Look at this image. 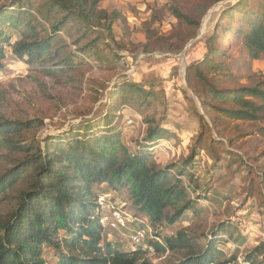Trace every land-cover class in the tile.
Listing matches in <instances>:
<instances>
[{
    "label": "rangeland",
    "instance_id": "1",
    "mask_svg": "<svg viewBox=\"0 0 264 264\" xmlns=\"http://www.w3.org/2000/svg\"><path fill=\"white\" fill-rule=\"evenodd\" d=\"M97 1L96 12L105 11L106 17L94 30L75 18L63 22L64 14L42 13V18L36 10L41 1H28V15L19 16L22 27L31 36L50 39V50L39 61L15 57L12 46L22 28L0 25L10 37L0 69V123L41 121L38 128L12 135L23 144L69 131L101 136L113 129L130 153L148 150V133L157 127L165 129L166 135L147 153L159 167H170L172 176L184 167L181 181L199 212L187 213L169 229L151 227L154 235L163 243L165 237L178 232L204 246L202 235L226 224L243 242L235 253L241 262L247 252L264 244V121H231L209 110L216 131L208 118L209 128H204L197 117L203 116L202 109L186 82V68L207 52L215 25L241 0ZM10 3L0 0V13H9ZM175 11L196 24L177 20ZM226 45L224 57L218 59L226 70L212 82L219 89L262 85L264 54L258 60L249 59L231 37L224 41ZM196 85L202 92L206 87ZM122 87L126 90L117 94ZM138 87L143 90L137 92ZM111 106H115L113 117L103 121ZM22 157L0 148V175ZM96 195L95 203L99 205L102 198L106 214L119 208L137 220L123 230L102 227L101 246L109 243L120 251L137 249L130 242L131 230L140 225L139 220L148 223L134 212L126 193L101 186ZM6 211L1 208L0 217ZM235 248L228 242L223 250L227 256ZM44 255L46 264L56 262L54 251L45 249ZM148 257L153 264H172L181 255L166 251Z\"/></svg>",
    "mask_w": 264,
    "mask_h": 264
},
{
    "label": "trees",
    "instance_id": "2",
    "mask_svg": "<svg viewBox=\"0 0 264 264\" xmlns=\"http://www.w3.org/2000/svg\"><path fill=\"white\" fill-rule=\"evenodd\" d=\"M28 1L11 0L9 13H0V25L22 28L20 39L12 46L15 57L27 56L39 61L50 50V39L31 36L29 29L22 27L19 16L28 15L29 7L25 9ZM36 1H41L36 10L42 18L43 14H64L63 22L75 18L81 26L92 30L106 17L105 11L96 12L97 0ZM174 14L179 21L196 24L185 15L176 11ZM227 37L238 41L249 59L258 60L264 54V0H241L223 13L206 43L207 52L186 68L187 86L196 95L203 112V116H197L198 120L202 127L209 128L205 120L208 118L214 131L216 124L209 110L231 121H264V83L219 89L212 82L214 76L226 70L218 59L228 49V45L223 47ZM9 38L0 30V69ZM197 83L206 85L203 92ZM125 90L122 87L115 92ZM139 94L136 96L141 98ZM111 108L103 121L113 117L115 106ZM39 125L41 121L34 120L0 123V148L23 155L0 175V209H7L0 217V264H46L45 249L55 252L54 264H153L148 255L154 252L162 255L166 251L181 255L172 264H264V244H258L241 262L237 261L235 253L243 242L233 236L234 229L225 227L226 224L207 236L202 235L204 246L178 232L165 237L163 243L155 232L153 239L132 251H120L109 243L101 246V211L95 203L101 186L125 192L134 212L150 228L165 225L169 229L187 213L199 212L181 181L184 167L172 176L170 167H159L147 153L151 151L149 147L166 135V130L159 127L151 130L146 139L149 151L139 149L134 153H130L113 129H107L101 136L95 133L80 136L69 131L57 138L32 140L29 144L12 138ZM228 242L236 248L226 256L223 248Z\"/></svg>",
    "mask_w": 264,
    "mask_h": 264
},
{
    "label": "built area",
    "instance_id": "3",
    "mask_svg": "<svg viewBox=\"0 0 264 264\" xmlns=\"http://www.w3.org/2000/svg\"><path fill=\"white\" fill-rule=\"evenodd\" d=\"M98 204L101 211L100 224L104 228L109 227L113 231L121 229L123 230L127 229L128 225L134 222V219L137 221L136 218L132 217V215L119 208H113L111 209L110 213L106 214V212H104V201L102 198L99 199ZM139 224L143 225V227L139 225L137 228L131 230V235L129 237L133 247H143L148 239H153L154 237V232L148 225L144 223L143 220H139Z\"/></svg>",
    "mask_w": 264,
    "mask_h": 264
},
{
    "label": "bare ground",
    "instance_id": "4",
    "mask_svg": "<svg viewBox=\"0 0 264 264\" xmlns=\"http://www.w3.org/2000/svg\"><path fill=\"white\" fill-rule=\"evenodd\" d=\"M230 1H235V0H230Z\"/></svg>",
    "mask_w": 264,
    "mask_h": 264
}]
</instances>
